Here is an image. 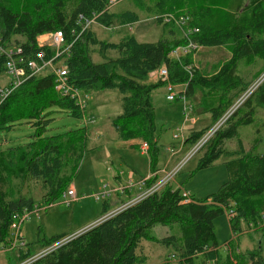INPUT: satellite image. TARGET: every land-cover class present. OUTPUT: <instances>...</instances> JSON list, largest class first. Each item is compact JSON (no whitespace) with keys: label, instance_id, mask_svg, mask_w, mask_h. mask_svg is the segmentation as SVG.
<instances>
[{"label":"trees","instance_id":"16d2710c","mask_svg":"<svg viewBox=\"0 0 264 264\" xmlns=\"http://www.w3.org/2000/svg\"><path fill=\"white\" fill-rule=\"evenodd\" d=\"M131 1L136 9L152 17L188 16L190 27L198 31L191 37L194 42L201 48L228 47L231 57L210 75L200 73L194 66L189 79L180 64L168 59L170 51L186 42L173 24L163 25L169 27L170 35L154 43L138 42L133 36L122 37L118 42H104L91 27L79 35V16L88 18L99 14L96 22L107 28L115 22L124 26L138 21L135 13L105 12L109 0H0V38L6 47H20L26 61L34 60L41 51L48 60L54 50L40 47L37 38L61 32L64 46L71 44L69 56L65 58L70 84L85 94L90 90L119 91L122 113L112 121L116 138L120 142L146 143L150 171L154 173L158 148L152 96L164 83L148 82L149 73L165 66L171 83H188L187 101L197 90L204 94L202 112H210L211 122L185 140L187 145H193L264 72V0ZM110 52L116 57H110ZM93 54H98L102 62L94 63ZM191 57L184 58L182 64H192ZM256 60L262 62L263 70L249 84L243 83L237 72L239 64L250 65ZM4 63V57H0V74L5 73ZM252 99L257 102L251 108L253 114L234 119L239 110L203 148L205 155L198 169L226 159L228 179L214 194L185 203L179 190L168 185L32 264H144L145 257L137 254L141 243L158 241L148 231L155 226L173 225L178 226L180 237L164 238L157 243L172 246L179 252V264H264L260 247L241 252L232 240L226 243L225 255H221L213 225L216 217L232 211L235 216L229 224L233 233L242 231L243 223L247 228L253 225L257 229L264 213V153L246 150L238 133L240 126L251 124L253 115L264 109V81L243 106L250 105ZM52 108L75 118L83 116L73 100L55 91L51 73L27 79L0 105V135L22 122L36 130V138L31 143L0 149V244H6L10 238V227L16 216L33 210V194L41 196L43 202L52 203L71 184L83 157L84 129L42 137L47 124L45 112ZM256 132L260 142L264 119ZM234 140L237 148L227 150L226 143ZM124 203H105L102 216L112 210L110 206L116 209ZM67 235L44 239L36 249L26 245L25 251L17 250L11 264L27 259Z\"/></svg>","mask_w":264,"mask_h":264},{"label":"rangeland","instance_id":"374dc122","mask_svg":"<svg viewBox=\"0 0 264 264\" xmlns=\"http://www.w3.org/2000/svg\"><path fill=\"white\" fill-rule=\"evenodd\" d=\"M111 11L118 15L125 12L135 13L138 21L132 25L124 26L115 22L109 28L100 26L99 23L95 22L90 27L101 41L118 42L122 37L133 36L138 42L154 43L166 38L169 34L168 26L161 25L157 17L146 15L143 11L136 9L131 0H122L112 7ZM48 38L47 43H49ZM16 40L22 42L21 38ZM109 56L116 57V54L110 52ZM230 57L228 47L201 48L192 55L191 61L200 73L210 75ZM65 60L61 59L59 64H64ZM92 60L94 63L102 62L98 54H93ZM262 70V62L256 60L250 65L241 62L237 72L243 79V83L249 84L254 79V75ZM50 71V67L47 66L41 70L39 75L45 76ZM10 80L12 78L6 73L0 74V87L7 86ZM148 82L155 81L148 78ZM179 90L181 87L175 84V91L179 92ZM83 94L85 95L84 92ZM165 96L166 89L164 86L158 88L153 96V107L156 115L155 137L158 162L161 164L170 161L167 168L170 169L180 159L184 158L190 149V145L186 146L172 159V153L179 149L181 140L188 138L192 132L207 127L211 122V114L210 112H202L201 103L205 96L199 90L189 98L190 107L185 111L182 102H168L165 100ZM121 97L117 90H90L86 93L85 109L83 111L79 109L83 115L81 118H75L57 108L45 112L47 115L43 118L47 124L44 127L42 137L62 135L84 129L86 143L83 157L79 161V167L70 184L75 188L77 194V199L74 202L66 206L63 203V197L60 195L48 204L43 202L37 193L33 194V210L21 224V234L28 246H33L36 249L44 239H53L62 234L71 235L88 228L102 217L105 203H111L118 196L121 201L127 202L140 192V190L138 191L139 186L137 188L136 186H129L130 183H138L148 176L150 172L149 155L148 152L142 154L140 149L125 147L124 143L116 138L112 121L122 113ZM256 103V100L252 99V103L243 106L234 119L253 114L251 108ZM192 118L194 119L193 122H191ZM263 119L264 109H261L256 116L253 115L254 121L251 124L238 128L239 137L246 150L254 149L256 153H264V132L261 133L263 136L260 142L257 141L259 136L256 132L259 122ZM35 138V128L26 122H22L16 124L11 131L0 135V149L6 150L26 145L34 141ZM135 142L139 143V147L142 144L138 141ZM226 148L229 151L235 150L237 148L236 141L227 142ZM204 155L205 151L202 150L181 167L174 181L170 183L172 188L175 189L179 186L181 190L189 192L192 198L204 200L214 194L227 181L226 159L223 158L208 168L198 169L199 162ZM130 173H133L132 179L129 178ZM104 185L106 191L112 193L111 191L116 190V192L112 193L108 199L96 200L95 196L103 192ZM128 189L131 190L126 193ZM110 208L112 210L109 213L115 210L113 206ZM213 225L216 243L221 255H225L226 243L232 240L241 252L260 247L264 259V224L240 235L239 232H232L229 218L223 214L214 219ZM242 228L248 230L244 223ZM148 233L158 241H143L141 243L137 254L145 257L144 264H179L181 262L178 256L179 252L175 251L172 246L157 243L168 237L179 238L180 231L177 225L171 227L155 226ZM234 235L235 238H233ZM6 244H0V250ZM16 254L17 250L0 251V264L13 263Z\"/></svg>","mask_w":264,"mask_h":264},{"label":"built area","instance_id":"2783aa9c","mask_svg":"<svg viewBox=\"0 0 264 264\" xmlns=\"http://www.w3.org/2000/svg\"><path fill=\"white\" fill-rule=\"evenodd\" d=\"M118 0H109L105 8V12L111 10L114 7ZM99 14H92L91 17H84L79 16L78 22L81 26V31L79 35L90 28L92 24H94L97 20ZM162 25H174L181 31L182 38L186 41L183 45H180L174 48L168 54V59L171 61H175L182 67L183 71L189 75V79L192 78L194 73V65L192 64H182L184 58L192 56L195 54L199 49H201L200 45L194 42L191 37L192 35L196 34L198 31L196 28L190 27V18L185 15H175V14H166L161 15L157 18ZM78 35V36H79ZM48 41L44 42L47 43L41 44L40 47L48 46L49 48L54 50V55L48 60H45L44 53L41 51L36 54L34 60L26 61L23 58L22 49L20 47H6L3 44L2 39L0 38V57H4L5 63V73L9 75L12 80L9 81L8 85L1 88L0 87V105L3 101L15 90L17 89L22 83H24L27 79L39 75L41 70L45 67H50V73L53 75L54 78V89L55 91L63 98H68L73 100L78 108L83 111L85 109V99L86 94H83V91L74 87L70 84L68 79V69L66 64H59L61 59H65L69 56L71 44L64 46V37L61 32H55L48 35ZM149 79L154 80L155 82L160 81L163 82L166 89V100L169 102L180 101L183 104L184 111L190 107L187 101V85L188 83H181L178 84L181 86V90L179 92L175 91V84L169 81V72L165 66H162L156 71L150 72L148 75ZM264 81V73L261 74L260 77L250 85L244 92H242L230 105V107L219 117L209 128L202 134L198 141H196L193 145H190V149L187 154L182 158L176 166H174L171 170H163L160 172V177H157L156 172L152 173L147 179H141L137 185L139 186L140 192L137 194L136 197L130 199L129 201L125 202L123 205L116 208L111 213H108L102 216L96 223L88 228H84L76 233L71 235H67L58 239L57 241L53 242L50 246L36 252L35 254L31 255L27 259L20 261L17 264H32L35 261L47 256L48 254L56 251L57 249L61 248L62 246L66 245L68 242L72 241L79 235L85 233L87 230L91 229L92 227L98 225L104 220L114 216L115 214L139 203L140 201L144 200L145 198L156 194L163 190L165 187L170 185L172 181H174L175 176L181 169V167L190 159H192L196 154L201 152L206 144L217 134L219 130H221L226 123L232 118L244 105V103L250 98L253 92L258 88V86ZM183 145V144H182ZM140 151L142 153L148 152V145L146 143H142L140 146ZM172 152V150H171ZM130 178V177H129ZM131 179V178H130ZM151 179L154 181L147 185V182ZM133 186L130 183L131 187ZM103 192L95 196V199H108L111 197L112 193H115L116 190L106 191V186H103ZM179 190L181 197L183 198V202H194L193 198L190 196V193L187 191L181 190L178 186L175 188ZM63 197V203L66 206H69L72 202L77 199L76 190L72 185H69L67 189L61 194ZM37 212V211H36ZM30 213L23 212L21 215L16 216V220L10 227V240L9 242L1 248V252L5 251H12V250H19L25 249L26 243L23 240L21 234V224L27 219ZM226 217L230 220L235 216L232 211L227 212ZM260 224H264V213L261 215V222ZM259 224V225H260ZM256 229L253 225H250L248 230L242 228V231L239 232L240 235L245 234L249 231ZM235 238V235L234 237ZM173 257V256H172Z\"/></svg>","mask_w":264,"mask_h":264},{"label":"crops","instance_id":"0c3cea01","mask_svg":"<svg viewBox=\"0 0 264 264\" xmlns=\"http://www.w3.org/2000/svg\"><path fill=\"white\" fill-rule=\"evenodd\" d=\"M48 34H46V35H42V36H40V37H38L37 38V42H38V45L40 46L41 44H47V43H44V42H46V40H47V36ZM45 37V39H43ZM164 87H165V85H163ZM179 86V85H178ZM181 87V86H180ZM180 91V90H179ZM155 93V92H154ZM153 96H154V94H153ZM153 96H152V104H153ZM165 100H166V96H165ZM167 101V100H166ZM169 102V101H168ZM194 121V119L192 118L191 119V122H193ZM187 139V138H186ZM186 139H183V140H181V142H180V147H179V149H177V151H175V152H173L172 154H173V156H172V159L176 156V153H178V152H180L181 150H183L186 146H188L186 143H185V140ZM135 141H138V140H134V141H128V142H123L124 143V145H125V147L126 146H128L129 148H132L133 146H138V148L137 149H139L140 147H139V143L137 144ZM138 142H140V141H138ZM183 144V145H182ZM133 149V148H132ZM142 153V152H141ZM175 153V154H174ZM143 154V153H142ZM171 159V160H172ZM181 160V159H180ZM179 160V161H180ZM178 161V162H179ZM177 162V163H178ZM176 163V164H177ZM170 164V161L169 162H166V163H159V162H157V165H156V174H157V177L159 178L160 177V172L161 171H163V170H171L174 166H176V164L173 166V167H171L170 169H167L168 168V165ZM149 171H150V165H149ZM152 175V172L150 171L149 172V174H148V176L145 178V179H147L149 176H151ZM129 177L132 179L133 178V173H130V175H129ZM136 186V188H137V183H135V184H133V187H135ZM132 189V188H131ZM131 189H128L127 191H126V193H129L130 192V190ZM138 191H139V188H138ZM116 201H121L120 200V197L118 196L115 200H112L111 201V205L112 204H114ZM230 225V224H229Z\"/></svg>","mask_w":264,"mask_h":264}]
</instances>
